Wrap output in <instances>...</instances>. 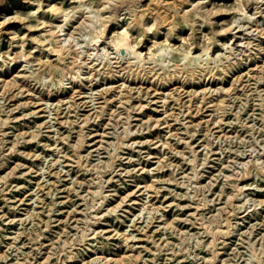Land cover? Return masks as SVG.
I'll list each match as a JSON object with an SVG mask.
<instances>
[{
	"label": "rangeland",
	"instance_id": "obj_1",
	"mask_svg": "<svg viewBox=\"0 0 264 264\" xmlns=\"http://www.w3.org/2000/svg\"><path fill=\"white\" fill-rule=\"evenodd\" d=\"M162 1L166 0H158ZM238 1L241 0H212L209 10L210 16L215 17L214 22L205 20L200 31L198 25L189 29L180 22L178 26L183 28L184 38L181 40L179 34H175L172 41L184 46L191 40L215 41L217 47L220 39L225 37L222 29L231 28L232 17L241 13V10L231 8ZM255 7L253 3L246 9L252 19L259 15L252 13ZM261 7L264 8V4ZM13 9L24 11L19 6ZM20 27L22 24L19 26L22 29ZM24 31L28 48L39 43L33 40L29 29L24 28ZM157 35L162 37L164 34ZM254 38L256 35L252 34L251 39ZM254 43L257 45V40L254 39ZM10 45L11 39L7 36L1 47ZM243 45L241 48H247L246 43ZM41 48L37 47L35 52L40 53ZM175 59L180 62L179 57L175 56ZM253 73L249 76L244 72L242 78L231 85L230 93L225 95L226 108L219 112V120V115L213 112L214 102L222 97L217 91L208 89L203 101L201 94L191 96L184 86L175 90L180 100L171 97L163 101V90H169L167 88L172 84L159 92L153 87L148 88L152 83H145L141 92L135 91L133 104H149L142 110L133 111L132 124L135 127L152 125L137 132L134 136L137 142L132 150L124 148L121 151L122 156L116 161L121 163L116 166L118 171L104 173V179L113 175L110 182H105V190L110 194L96 210L84 208L81 195L91 186L86 178L100 174L96 173V166L101 164L100 159L107 158L109 143L114 139L113 123L127 114V108L116 101L117 97L106 92L109 83L94 89L93 97L89 93L85 96L75 93L73 100L63 101L42 100L26 86L13 87L8 92L9 97L0 101V253L3 256L0 264H42V261L43 264H90L87 263L90 255L85 260L83 257L73 262L69 260L73 252L90 244L92 239L86 238L83 243L73 239L80 234L78 230L87 227L86 220L95 211H99L97 218L131 189L141 198V204L154 201L160 205V211L149 215L146 209L133 207L128 217L122 208L127 205V200L116 212L119 217L110 213L97 221L94 218L89 227L100 231L94 240L99 246L96 253L110 256L114 251L113 241L118 236L116 230L121 229V244L128 235V247H133L137 254V259L130 264H215L212 234L201 222L216 212L214 207L224 204L230 192L234 195L232 204L217 214L218 219L213 224L215 229L223 231L216 239V252L221 255L216 262L221 264L224 259L231 264H245L242 253L246 248L240 243L241 233L248 236L252 222H256L252 236L256 235L258 239L264 232V113L261 105L264 70L256 69ZM96 81L94 79V83ZM207 86L213 88L210 83ZM105 95L115 100V104L111 103L115 111L111 120L108 113L98 114ZM118 111H122V115H118ZM87 115L89 119L86 120ZM149 117L151 121L146 122ZM5 118L7 122H3ZM36 132L38 134L32 136ZM81 132L86 135V147L91 156V164H86V169L79 168L69 156ZM38 139L42 140L39 142ZM12 142L14 148H11ZM190 146H194L198 154L196 165L188 153ZM149 150L154 154L159 152L160 162L159 157H150ZM146 163L148 169L143 170ZM194 168L201 171L199 181L207 184L208 198L215 197L212 204L205 205L203 191L193 187L197 181L193 177ZM12 171L17 174H11ZM6 173L10 175L6 176ZM130 173L137 176L133 178ZM153 173L156 175L155 187L145 188L143 180ZM85 175L87 177L83 179ZM137 181L142 182L136 184ZM247 212V216H243ZM168 217H175L173 225L165 222ZM235 223H239L240 228L234 236L227 237L226 231ZM92 264L118 263L99 259Z\"/></svg>",
	"mask_w": 264,
	"mask_h": 264
},
{
	"label": "bare ground",
	"instance_id": "obj_2",
	"mask_svg": "<svg viewBox=\"0 0 264 264\" xmlns=\"http://www.w3.org/2000/svg\"><path fill=\"white\" fill-rule=\"evenodd\" d=\"M211 3L212 0H166L164 3L158 0H148V2H141V0H0V101L9 97L8 92L17 86L22 88L26 86L42 100L63 101L67 98L73 100L75 93L81 96L89 93V96L93 97L94 89L109 83L110 87L106 89V92L111 94L109 96L117 97L116 101L127 108V114L120 116L122 117L120 120H115L113 117L115 121L111 132L114 134V139L109 143L107 158L100 159L101 164L96 166V173L100 174L88 178H86L87 175L83 176V179L86 178L87 182L91 183L87 192L81 195L85 210H96L95 208L103 206L110 194L105 190V182H110L113 178L112 175L104 179V173L108 170L111 173L118 171L116 166L121 163L117 164L116 161L122 156L121 151L124 148L132 150L137 142L134 139L137 132L150 128L152 125L148 123L146 127L143 125L135 127L132 124L133 111L142 110L149 104V102L133 104L134 92H141L145 83H152L148 88L153 87L155 91L172 84L167 88L169 90H163V101L171 97L180 100L175 92L180 86L187 87L186 91L191 96L195 93L201 94V101L208 89L217 91L222 97L214 102L213 112L219 115V112H223L226 108L225 95L230 91L231 85L239 81L244 72L250 76L256 69L264 70V23H260L261 19L264 20V8L261 7L264 0H241L233 4L231 8L241 10V13L239 15L236 13L232 17L231 28L222 29L225 37L224 40L220 39L217 47L214 44L215 41L203 43L201 40L198 42L191 40L186 46L172 41L175 34H179L181 40L184 38L183 28L178 26L180 22L187 25L189 29L198 25L199 31L205 20L214 22L215 17L210 16L209 10ZM253 3L256 7L252 13H259L256 19H252L253 16L246 10ZM15 6L23 7L24 11L13 9ZM20 24L23 26L20 27L22 29H19ZM24 28L32 32L33 40L39 42L38 44H32L28 48L26 45L28 38ZM227 32L231 35H227ZM158 33L164 35L159 37ZM252 34L256 35L254 39L257 40V45H253L255 43L254 39H251ZM7 36L11 39V45L1 47V43ZM244 43L247 44V48H241ZM37 47H42L40 53L35 52ZM225 48L227 51L224 52ZM175 56L180 58V62L176 61ZM107 78H111L112 81H106ZM69 79L70 81H67ZM94 79H97L95 83ZM208 83L213 85V88L212 86L209 88ZM71 88H73L72 91H69ZM145 93L149 92L145 91ZM109 96H104L103 105H100L98 114L104 116L108 113V119L111 120L115 112L111 103L113 101L115 104V100L114 97ZM261 99L264 113V98ZM122 113L118 111V115ZM211 114L214 115V113ZM217 117L218 120L221 119L220 115ZM87 119H89L88 115ZM146 119V122L151 121L150 117ZM3 122H7V118L3 119ZM37 134L38 132L33 133L32 136L35 137ZM86 142V135L83 132L79 133L74 151L69 155L81 169H86L85 165L91 164L90 151L89 147H86ZM14 145L15 143L12 142L11 148H14ZM185 152L182 151V153ZM196 152L194 146L189 147L188 153L194 162L193 165H196L198 159ZM148 153L150 157H159V162L162 159L161 155H157L158 151L157 154H154L153 150H149ZM138 159L140 160V157ZM147 160L150 161L151 158ZM143 162L140 161V163ZM142 169L147 170L148 163L143 164ZM11 174L17 173L12 171ZM8 175L10 173H6V176ZM130 175L133 178L137 176L135 173ZM200 176L201 171L194 168L193 177L197 181L193 187L196 191H203L201 194L205 205L212 204L215 197L208 198L205 193L207 184L199 181ZM155 180L156 175L153 173L143 180V186L153 188ZM141 182L137 181L136 184ZM222 193L223 191L218 193L219 199ZM233 197V193L228 192L224 204L214 207L216 212L201 222L205 230L212 234L211 243L214 246L215 264H217V258H221V255L216 252V239L223 231L215 229L213 224L218 219L217 214L232 204ZM139 199L141 198L131 189L124 195H120L116 199L118 201L116 204L107 206V209L97 218L95 217L99 211L88 216L87 227L78 230L80 234H76L73 240L83 243L88 238L92 241L73 252L72 255L70 254L69 261L73 262L79 257L85 260L87 255H90L87 260L90 264L99 259L115 261L118 264H130L137 259L135 249L128 247V235L124 237V244H121L120 237L123 234L121 229L116 230L118 236L113 241L114 251L110 256L96 253L99 246L94 243V240L98 238L100 231L89 226L91 220L95 218L97 221L106 214L115 213L119 217L116 212L127 200H129L127 205L122 208L128 217L133 207H140L142 211L146 209L149 215L160 211V205L154 201H144L141 204ZM247 214L248 212L243 216ZM162 215H165L164 212ZM174 219L175 217H168L165 222L173 225ZM238 224L235 223L232 229L226 231L229 234L227 237L234 236L235 231L240 228ZM255 226L256 222H252L248 236L244 237L242 232L239 237L241 245L246 248V251L242 253L245 264H264L262 255L264 232L256 239V235L252 236ZM224 243L229 242L224 241ZM126 246L127 249H124ZM221 260V264H231L229 260Z\"/></svg>",
	"mask_w": 264,
	"mask_h": 264
}]
</instances>
